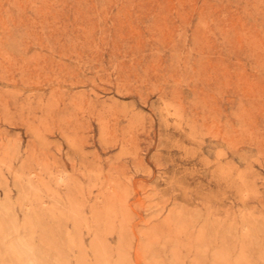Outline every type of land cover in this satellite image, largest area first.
Masks as SVG:
<instances>
[{
    "label": "rangeland",
    "instance_id": "1",
    "mask_svg": "<svg viewBox=\"0 0 264 264\" xmlns=\"http://www.w3.org/2000/svg\"><path fill=\"white\" fill-rule=\"evenodd\" d=\"M0 264H264V0H0Z\"/></svg>",
    "mask_w": 264,
    "mask_h": 264
}]
</instances>
